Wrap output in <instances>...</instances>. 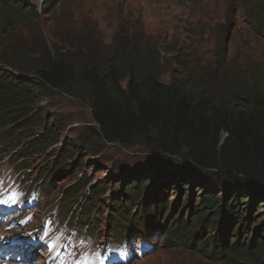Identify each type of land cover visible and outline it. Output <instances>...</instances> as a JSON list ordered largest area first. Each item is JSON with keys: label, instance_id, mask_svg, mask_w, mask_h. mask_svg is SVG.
Masks as SVG:
<instances>
[{"label": "trees", "instance_id": "trees-1", "mask_svg": "<svg viewBox=\"0 0 264 264\" xmlns=\"http://www.w3.org/2000/svg\"><path fill=\"white\" fill-rule=\"evenodd\" d=\"M54 1L60 0H42L41 12L50 11ZM0 2L7 16L0 20L2 29L40 18L36 8L22 6L21 0ZM240 2L247 22L262 34L264 4ZM53 44L35 49L5 42L0 48L1 159L9 156L19 171H26L33 151H48L57 144L55 133L43 124L44 108L38 104L52 92L67 94L87 105L94 124L91 132L98 140L127 149L141 146L151 152L144 167H153L154 173L149 178L129 174L123 184L129 185L111 194L116 227L161 228L165 243L193 247L214 261L244 258L251 251L244 248L246 244L264 253V95L258 89L241 75L228 81L224 96L218 98L206 94L205 86L197 82L203 71H189L180 79L165 82L160 79L161 53L171 50L146 44L136 29L119 32L107 46L83 39L64 48ZM17 122L23 124L14 130ZM22 129L27 131L26 141L12 144ZM26 142L32 146L22 153L19 145ZM59 147L55 156L62 155L61 163L76 151L72 143L63 142ZM85 162L86 158L76 165V173ZM55 168L47 174L51 179L40 185L46 195L53 186ZM91 173L76 177L71 190L61 194L57 209L64 219L72 218V208L79 210L73 219L85 220L93 209L105 205L99 199H106L103 193L108 184L92 182ZM162 174L159 187L201 189L196 203L191 202V190L189 203L179 208L181 213L188 210L185 218H163L162 192L156 195L154 190L147 193L139 208L149 184ZM175 202L177 209L179 203ZM256 214H261L258 220L254 219Z\"/></svg>", "mask_w": 264, "mask_h": 264}, {"label": "rangeland", "instance_id": "rangeland-1", "mask_svg": "<svg viewBox=\"0 0 264 264\" xmlns=\"http://www.w3.org/2000/svg\"><path fill=\"white\" fill-rule=\"evenodd\" d=\"M21 1L22 6L26 8H36L40 18L30 21V24L25 22L12 25L7 30L2 29L0 25V48L5 47V42H8L37 49L44 43L50 47L49 43L53 41L55 44L52 46L64 48L68 44H77V39L107 46L119 32L126 28L136 29L137 33L143 35L146 44H155V47L164 45L171 50L169 53H161V80L170 82L180 79L189 71H203L197 82L205 86L206 94L222 98L226 83L242 75L264 95V32L258 33L254 25L247 22L248 17L242 13L240 0H60L54 1L52 9L47 10V13L40 10L42 0ZM257 3L264 4V0H255L254 4ZM4 18L7 16L0 2V20ZM15 73L12 72L14 75ZM44 99L38 104L39 108H44L41 119L47 128H51L50 133H55L54 139L58 143L51 145L48 151H33L28 158L30 169L22 171L21 174L29 178L27 184H34V180L47 183L51 179L47 174L53 171L55 166L57 173L56 177H52L53 186L48 189L49 194L45 195V201L37 206L36 215L41 220L46 213H52V210L54 212L61 194L71 190L75 178L84 172L89 174L92 171V182L104 181L108 185L103 193L106 199H99L100 203L105 201V205L101 203L100 208L89 213L88 220L92 219L93 222L90 223V232L97 238L108 236L110 231H113L110 227L111 194L114 196L129 185H123L129 174L149 178L154 173L155 169L144 167L145 159L151 152L141 146L127 149L98 140L91 132L94 124L84 102L61 92H52ZM22 124L17 122L14 130ZM26 135L25 129L20 130L19 135L13 138L12 144L19 140L25 142ZM63 142L74 144L76 151L71 159L61 163L62 155L57 159L55 153ZM19 146L23 153L32 144L26 142L24 146ZM85 158V166L76 173V165ZM108 161L113 166L106 163ZM12 165V161H7V158L0 161V167ZM89 166L92 170L88 169ZM163 177L164 174L149 184L138 202L139 208L141 209L147 200V193L154 190L156 195L162 192L160 195L164 202L161 213L163 218H168V221L185 218L188 210L184 208L181 213L179 208L189 203L191 190V202L195 200L196 203L201 189L194 186H191L189 191L176 190L175 187L171 189L170 186L162 188L158 183ZM109 182L112 184L109 185ZM85 190H88V186ZM129 190L134 193L133 189ZM83 191L82 188V194ZM123 200L121 202L124 204ZM168 200L170 201L166 203ZM175 201L179 203L177 209L174 206ZM261 204V209L264 210V203ZM71 211L75 216L79 212L74 209ZM130 212V209L125 211L126 214ZM188 216H191L190 212ZM259 216L261 214H256L254 219L258 220ZM55 223L57 229H51ZM76 223L79 225V222ZM81 224L83 225H79V231L69 229L68 225L57 223L56 220L49 221L43 239L52 242V253L58 252L61 255L60 263L67 260L68 264H92L95 251L88 249V243L81 236V231L86 230L88 235L91 234L87 232L88 228L84 227V221H81ZM153 232V236H157L154 251L141 258H133L128 264H264V253L258 252L254 245H244L245 249L251 250L244 258L214 261L195 251L193 247L188 246L186 249L175 242L167 244L161 239L160 232ZM97 242L102 243L98 240Z\"/></svg>", "mask_w": 264, "mask_h": 264}, {"label": "bare ground", "instance_id": "bare-ground-1", "mask_svg": "<svg viewBox=\"0 0 264 264\" xmlns=\"http://www.w3.org/2000/svg\"><path fill=\"white\" fill-rule=\"evenodd\" d=\"M0 235H1V233H0ZM41 262H42L41 260H37V261L31 262L30 264H42ZM0 264H1V262H0ZM15 264H17V263H15Z\"/></svg>", "mask_w": 264, "mask_h": 264}, {"label": "water", "instance_id": "water-1", "mask_svg": "<svg viewBox=\"0 0 264 264\" xmlns=\"http://www.w3.org/2000/svg\"><path fill=\"white\" fill-rule=\"evenodd\" d=\"M228 38H229V36L227 37V39H226V42L228 41ZM154 154V153H153ZM155 156V155H154ZM153 167H151V168H149V169H152Z\"/></svg>", "mask_w": 264, "mask_h": 264}]
</instances>
